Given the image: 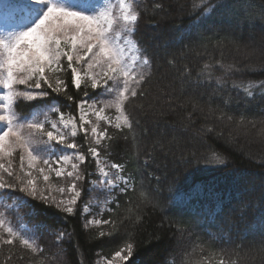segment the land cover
Masks as SVG:
<instances>
[{"label": "snow or ice", "instance_id": "snow-or-ice-1", "mask_svg": "<svg viewBox=\"0 0 264 264\" xmlns=\"http://www.w3.org/2000/svg\"><path fill=\"white\" fill-rule=\"evenodd\" d=\"M236 4L242 13L235 17L237 27L257 22L264 25V12L252 14L248 10V0H236ZM223 6L224 0H199V16L211 17ZM9 7L7 4L0 7V15ZM25 10L27 15L20 25L5 23L0 29V198L14 192L23 193V197H14L15 207L17 210L20 206L28 207L31 209L29 215L35 214V208L24 197L67 215H75L87 181L91 201L82 210V214L87 216L85 229L116 227L111 215L108 219L103 215L121 208L117 192L126 197L128 213L133 212V205L137 209L136 214L124 219L135 225L142 224L143 207L162 206L159 188H147L143 178L152 176L159 180L156 176L159 167L157 153L163 152V142L157 139L151 147L144 143L152 129H141V121L136 114L137 111H153V114L158 111L156 105L149 102L156 76V55L136 37L139 22L145 14L166 13L163 0H30ZM200 42H203V37ZM221 43L217 42V48ZM236 51L242 62H247L243 66L235 60L226 62L221 51L219 59L203 63L195 76L187 63L178 68L180 62L176 57L166 62L177 70L176 79L182 90L185 85L199 88L213 82L218 88H223L227 78L235 73L264 71V49L238 45ZM217 67L223 75H216ZM66 72L71 73V84L75 90L79 91L84 86V99L76 100L68 93V83L63 79ZM231 86L244 94L246 103L257 97L264 98V80H233ZM87 88L101 91L89 98ZM49 90L57 95L63 94L70 102L69 107L74 102L75 114L61 111L56 103L46 101ZM36 101L42 103L33 104L30 112L22 114L21 103ZM228 102L225 101L226 104ZM192 104L194 109L201 110L198 100L193 98ZM110 109L114 115L109 114ZM215 111L210 108L208 115ZM51 114H55L56 119H52ZM216 118L221 122L233 120L223 109ZM186 119L193 121L191 112ZM259 123L264 125V120ZM248 125L255 128L257 121L242 114L236 121V127L228 133L229 138L234 139L233 133L247 135ZM109 128L117 130L125 141L131 143L132 152L122 163L110 159L113 155L111 142L116 137ZM210 134L224 136L223 131L210 124L203 125L197 133ZM78 135L83 136V144L77 142ZM257 135L264 139V126L258 129ZM82 148L85 151H81ZM203 159L208 164L227 162L222 153L215 151H210ZM130 161L135 172L129 171ZM193 161L199 163V158L195 151L190 150L187 163ZM91 162L95 163V171L86 167ZM137 173L141 177L139 182ZM95 192L102 193L103 198L93 197ZM130 192L138 193L140 203H134L128 196ZM93 208L98 209L94 214ZM252 208L258 212L254 221L256 230L264 234V197H261L259 205H252ZM242 218H246L244 213ZM173 223L178 225L179 222ZM248 230H252V223H249ZM176 231L181 236L186 235V230L179 226ZM106 235L111 236V230L98 233L100 238ZM70 236L71 233L59 230L55 236L59 251L49 256L43 245L38 243L40 236L27 230L22 217L13 225L0 211V264L13 260V249L17 245L30 253L27 264H44L45 260L62 258L65 253L60 242ZM129 240L125 238L111 258L102 257L104 264H127L134 252V243ZM242 240L235 248L212 247L211 251L220 257L217 264H239L240 259L247 258L249 254L244 253ZM195 247L203 250V245ZM193 250L189 249V252ZM258 252L264 254V239L260 241ZM233 255L237 258L233 259ZM16 258L23 261V253ZM172 259L174 257L170 254L169 260ZM204 260L207 261V257Z\"/></svg>", "mask_w": 264, "mask_h": 264}, {"label": "trees", "instance_id": "trees-1", "mask_svg": "<svg viewBox=\"0 0 264 264\" xmlns=\"http://www.w3.org/2000/svg\"><path fill=\"white\" fill-rule=\"evenodd\" d=\"M163 3L166 13L145 14L139 22L136 37L144 47L155 53L157 60L149 102L155 104L158 111L155 114L153 111H137L136 114L141 121V129H152L150 135L144 138V143L151 147L157 139L163 142V152L157 153L159 167L156 176L159 180L152 176L143 178L147 188H159L162 206L143 207L144 220L142 224L135 225L124 218L136 214L137 209L133 205V212L128 213L126 197L117 192L121 208L115 213L105 212L103 215L104 219L111 215L116 227L85 229L87 216L82 214V210L91 201L87 181L76 205L75 215H67L24 197L34 206L35 214L29 215L31 209L26 206H20L19 211L40 236L38 243L43 245L45 253L52 256L59 251L55 241L59 230L71 233L70 238L66 237L60 242L65 253L63 257L45 260L44 264H104L102 257L111 258L125 238H130L129 242L134 243L133 256L127 264H133V261L135 264H217L220 257L211 248H235L242 238L244 253L249 256L240 259L239 264H264V254L258 252L264 234L256 230L254 221L258 212L252 208V205H259L261 197H264V139L257 135L258 129L264 126L259 123L264 120V98L257 97L246 103L244 94L231 86L233 80H264V71L235 73L227 78L223 88H218L213 82L199 88L185 85L182 90L176 79L177 70L166 62L176 57L180 62L177 67L187 63L195 76L203 63L219 59L223 51L226 62L235 60L243 66L247 62H242L236 51L237 46L250 45L264 49V25L257 22L255 25L245 23L237 27L235 17L242 13L236 0H224V6L206 18L199 16V0H163ZM248 10L256 15L264 12V0H248ZM218 41H222L219 48L216 46ZM257 41L261 43L260 47ZM216 75H223L218 67ZM63 79L68 83L69 94L76 100L85 98L83 85L79 91L73 88L70 72L64 73ZM171 84H175V88L167 87ZM87 92L91 98L97 95L98 89L93 91L87 88ZM49 93L46 101L56 103L61 111L75 114L74 102L69 107L70 102L63 94L57 95L51 90ZM193 98L199 101L201 110L193 108ZM225 101L229 102L226 104ZM36 103L42 101L21 103L22 114L30 112ZM210 108L216 110L211 116L208 115ZM220 109L227 116H232L233 120L219 121L216 117ZM189 112L193 116L192 122L186 119ZM242 114L247 119H255L257 125L255 128L248 125L247 135L233 133L234 139H230L228 133L236 127V121ZM205 124L223 131L224 136L197 135ZM108 130L116 137L111 142L113 155L110 159L122 163L132 152L131 143L125 141L117 130ZM140 134L143 135L142 130ZM76 139L84 143L82 135ZM190 150L197 153L199 163H187ZM81 151H85V148ZM210 151L222 153L227 162L208 164L203 157ZM86 167L89 171H95L94 162ZM129 171L135 172L131 161ZM136 175L139 182L141 177L138 173ZM17 196L23 197L24 194L14 192L6 198L12 201ZM128 196L132 197L134 203H140L138 193L130 192ZM242 213L246 218H242ZM249 223H252L251 231L248 230ZM177 226L185 229L186 235L181 236L176 231ZM101 230H111L112 235L100 238L98 233ZM198 244L203 245L202 251L195 247ZM189 249L194 250L189 252ZM13 252V260L8 264H27L30 256L27 250L17 245ZM21 253L24 255L23 261L16 258ZM170 254L174 257L171 261ZM204 257H207V261ZM236 258L233 255V259ZM32 259L35 261L36 258Z\"/></svg>", "mask_w": 264, "mask_h": 264}, {"label": "rangeland", "instance_id": "rangeland-1", "mask_svg": "<svg viewBox=\"0 0 264 264\" xmlns=\"http://www.w3.org/2000/svg\"><path fill=\"white\" fill-rule=\"evenodd\" d=\"M29 3L30 0H0V7H2L4 4L10 6L8 9H5L3 11L2 15H0V29L5 26V23L10 26L20 25L24 17L27 15L25 9ZM256 44L259 45V47L261 46V43L258 41L256 42ZM99 91L101 90L98 89V92ZM109 114L114 115V111L110 109ZM40 118L43 119V117ZM51 118L56 119V117H54V114H51ZM92 196L96 197L98 200H101L103 198V194L99 192L92 193ZM6 205L11 207H5ZM15 205V200L9 201L6 197L0 198V211H3L5 215L8 216L9 220L12 221L13 225H16L17 220L22 217L19 209L17 210ZM92 211L93 213H95L96 211H98V209L95 208V210ZM23 223L25 224L27 230L35 232L34 228L31 227L24 219Z\"/></svg>", "mask_w": 264, "mask_h": 264}]
</instances>
